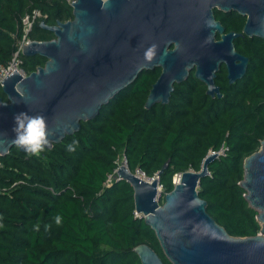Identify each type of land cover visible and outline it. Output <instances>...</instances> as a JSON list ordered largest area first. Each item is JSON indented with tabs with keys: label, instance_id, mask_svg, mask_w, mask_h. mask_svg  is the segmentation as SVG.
Wrapping results in <instances>:
<instances>
[{
	"label": "trees",
	"instance_id": "trees-1",
	"mask_svg": "<svg viewBox=\"0 0 264 264\" xmlns=\"http://www.w3.org/2000/svg\"><path fill=\"white\" fill-rule=\"evenodd\" d=\"M26 8L46 14L42 20L50 25L73 17L65 0H0V63H7L15 49ZM217 13L226 31H241L244 16ZM39 24L40 20L34 22L29 37L52 39L53 33ZM234 46L248 57L246 72L229 84L222 67L215 78L220 97L206 94L192 70L174 85L168 103L146 108L160 70H144L96 116L81 121L78 131L50 149L32 155L14 146L0 156V187L8 189L0 193V264H141L133 251L140 243L171 264L154 231L143 217L134 216L132 186L124 180L104 186L122 152L130 171L140 167L148 176L167 163L159 181L168 192L174 174L199 170L208 149L225 142L226 155L208 164L198 193L207 202V212L230 235H256L257 211L239 183L244 158L264 140V39L237 37ZM45 61L39 55L23 56L22 67L28 74ZM0 95L5 99L1 88ZM73 139L79 143L69 152L66 144ZM20 179L26 184L10 188ZM57 214L62 217L59 224L54 219ZM37 222L38 231L33 228Z\"/></svg>",
	"mask_w": 264,
	"mask_h": 264
},
{
	"label": "water",
	"instance_id": "water-1",
	"mask_svg": "<svg viewBox=\"0 0 264 264\" xmlns=\"http://www.w3.org/2000/svg\"><path fill=\"white\" fill-rule=\"evenodd\" d=\"M71 8L72 19L52 25L40 21L42 28L53 33L52 39L32 40L22 49V56L44 57V65L26 76L13 71L3 80L0 156L17 146L12 142L15 113L44 116L50 140L45 149H50L78 131L81 121L96 116L102 105L133 84L144 70L161 69L149 89L146 108L168 103L174 85L192 70L206 94L220 96L215 83L220 65H225L231 84L243 77L248 64V57L236 51L234 39H264V0H108L107 6H102V0H74ZM214 9L244 16L241 31L225 32ZM209 18L214 28L206 26ZM151 43L159 47L149 63L143 52ZM221 151L206 155L199 170L189 168L176 174L179 182L165 192L162 204L157 186L167 163L151 181L140 179L124 165L118 169V181L132 186L134 209L154 231L171 264H264V140L244 158L239 183L257 211L260 229L254 236L230 235L207 212V202L199 196V181ZM133 251L141 264H165L146 243Z\"/></svg>",
	"mask_w": 264,
	"mask_h": 264
},
{
	"label": "built area",
	"instance_id": "built-area-1",
	"mask_svg": "<svg viewBox=\"0 0 264 264\" xmlns=\"http://www.w3.org/2000/svg\"><path fill=\"white\" fill-rule=\"evenodd\" d=\"M65 1L70 6L74 2V0H65ZM39 15H41V14L39 13V10L36 9V10H31L30 12L29 11L25 12L20 17L21 34L16 39L15 49H14L10 59L7 61V63H5V64L0 63V88L2 86L4 78L7 77L8 75H10L13 71H17L22 76L27 75V73L24 71V69L22 67V62H23L22 49L25 45L29 44L32 41V39L29 37V34L32 30V25L34 24V22H36L35 18L37 16L39 17ZM40 21H42V20H40ZM221 150H223V151H221ZM227 150H228V146L226 145L225 142H222L218 148L208 149L206 155L210 154L211 152L221 151L218 155L215 156V158H219V157L225 156L227 153ZM123 165L126 166L128 171H130V169L128 167V163H127V158H126L125 154L122 152L119 155L118 159L116 160V166L109 173H107L106 179L104 181V186H109L114 180L118 181V179H119L118 169L120 166H123ZM0 166H1V161H0ZM131 172H133L134 175H136L137 177H139L140 179H143L145 181H151L152 178H155L157 176L156 173L153 176L146 175V173L140 167H136ZM158 181H159V178H158ZM173 183H175L174 178H173ZM18 184H26V181L22 180V179L17 180L10 185V188L14 187L15 185H18ZM157 189H158L157 195L158 196H161V195L164 196L165 191H164L160 181L158 182ZM7 191H8V189L6 187H0V193H6ZM134 216L142 217V214L137 213L134 209Z\"/></svg>",
	"mask_w": 264,
	"mask_h": 264
},
{
	"label": "clouds",
	"instance_id": "clouds-1",
	"mask_svg": "<svg viewBox=\"0 0 264 264\" xmlns=\"http://www.w3.org/2000/svg\"><path fill=\"white\" fill-rule=\"evenodd\" d=\"M108 0H102V6H107ZM206 26L209 28L215 27V22L209 18L206 21ZM158 45L156 43L149 44L143 52V58L147 62H152L157 56ZM167 50L164 51L166 55ZM12 131L14 133L12 142L21 147L26 153L39 155L44 151L45 147L50 144L49 131L47 122L42 115H33L27 111H19L13 115ZM78 140L73 139L66 144V149L69 152H74L78 146ZM57 224L61 223L62 217L57 214L55 217ZM49 225H45L47 229ZM34 230H39L40 224L37 222L33 225Z\"/></svg>",
	"mask_w": 264,
	"mask_h": 264
},
{
	"label": "flooded vegetation",
	"instance_id": "flooded-vegetation-1",
	"mask_svg": "<svg viewBox=\"0 0 264 264\" xmlns=\"http://www.w3.org/2000/svg\"><path fill=\"white\" fill-rule=\"evenodd\" d=\"M215 12H216V13H217V12H218V13H229V12H224V11H219V10H217V9H214V16H215ZM218 13H217V14H218ZM241 16H242V15H241ZM215 19H216V20H219V19L216 18V16H215ZM219 21H220V20H219ZM220 22H221V21H220ZM221 24H222V22H221ZM222 25H223V24H222ZM223 26H224V25H223ZM224 28H225V27H224ZM225 32H228V31L225 30ZM217 38H218V36H217ZM233 42H234V41H233ZM222 67H224L225 70H226L225 65H224V64H221L220 67H219V71H220V69H221ZM158 69L161 71L160 68H154V69H151V70H158ZM219 71L216 73V77L218 76ZM141 73H142V72H140L139 74H141ZM138 76H139V75H138ZM216 77H215V78H216ZM226 77H227V72H226ZM235 81H236V80H235ZM235 81H234V82H235ZM227 82H228V79H227ZM228 83H229V82H228ZM232 83H233V82H232ZM232 83H231V84H232ZM229 84H230V83H229ZM205 91H206V90H205ZM214 96H218L217 93H215ZM214 96H212V97H214ZM220 96H221V93H220ZM220 96H218V97H220Z\"/></svg>",
	"mask_w": 264,
	"mask_h": 264
},
{
	"label": "rangeland",
	"instance_id": "rangeland-1",
	"mask_svg": "<svg viewBox=\"0 0 264 264\" xmlns=\"http://www.w3.org/2000/svg\"><path fill=\"white\" fill-rule=\"evenodd\" d=\"M32 10H36L35 8L34 9H32ZM29 10H28V8H26L25 9V12H28ZM24 12V13H25ZM23 13V14H24ZM39 13L41 14V15H39V17L37 16L35 19V21H37V20H42V19H44V18H46V15L44 14V13H42V12H40L39 11ZM22 14V15H23ZM21 15V16H22ZM31 37V39L33 38L32 36H30ZM192 169V168H191ZM173 178L175 179V182H176V178H178L177 176H176V174H174V176H173ZM161 194V193H160ZM158 202H159V204H162V202H163V195H161V196H158ZM258 233H259V231H258Z\"/></svg>",
	"mask_w": 264,
	"mask_h": 264
},
{
	"label": "bare ground",
	"instance_id": "bare-ground-1",
	"mask_svg": "<svg viewBox=\"0 0 264 264\" xmlns=\"http://www.w3.org/2000/svg\"><path fill=\"white\" fill-rule=\"evenodd\" d=\"M179 182V178H176V182L175 183H178Z\"/></svg>",
	"mask_w": 264,
	"mask_h": 264
}]
</instances>
